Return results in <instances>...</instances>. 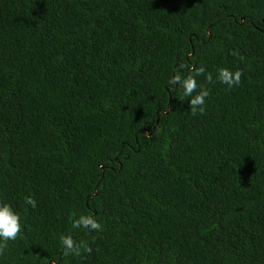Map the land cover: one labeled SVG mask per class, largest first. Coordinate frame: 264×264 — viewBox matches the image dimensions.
Returning <instances> with one entry per match:
<instances>
[{"label": "trees", "instance_id": "16d2710c", "mask_svg": "<svg viewBox=\"0 0 264 264\" xmlns=\"http://www.w3.org/2000/svg\"><path fill=\"white\" fill-rule=\"evenodd\" d=\"M179 65L243 76L192 116ZM0 198V264H264V0H0Z\"/></svg>", "mask_w": 264, "mask_h": 264}, {"label": "clouds", "instance_id": "9594fccd", "mask_svg": "<svg viewBox=\"0 0 264 264\" xmlns=\"http://www.w3.org/2000/svg\"><path fill=\"white\" fill-rule=\"evenodd\" d=\"M182 65L177 67V73L171 76L166 84L170 90L180 88L182 90V101H187L188 109L192 116L202 115L207 109V100L211 96V90L204 87L197 80V77L206 74V80L209 84L219 82L221 85H226L229 89L238 87L241 84V77L243 72L239 69L232 70L228 67H218L213 73L208 72L207 69L201 65L197 67L192 66V72L183 76L179 73ZM25 206L31 209L37 207L35 197L29 195L24 198ZM25 225L22 222L20 212L6 200L0 198V257L6 254V249L10 242H15L18 236L22 233ZM71 227L74 230L83 229L88 232H102L103 225L94 215L71 214ZM59 243L62 246V251L66 255L73 257H80L83 254H91L93 248L86 240L77 241L72 235H61Z\"/></svg>", "mask_w": 264, "mask_h": 264}, {"label": "water", "instance_id": "95a60500", "mask_svg": "<svg viewBox=\"0 0 264 264\" xmlns=\"http://www.w3.org/2000/svg\"><path fill=\"white\" fill-rule=\"evenodd\" d=\"M242 20H243V18H240V21L242 22ZM206 32H207V34H208V28L206 29ZM169 111V109L167 110V112ZM162 112V111H161ZM163 113H165V112H163ZM147 135H150V133H148ZM101 169H102V167H101ZM50 263H52V261L50 262Z\"/></svg>", "mask_w": 264, "mask_h": 264}]
</instances>
